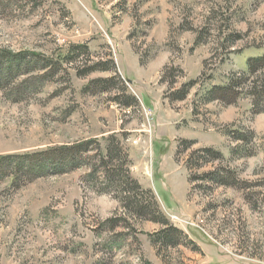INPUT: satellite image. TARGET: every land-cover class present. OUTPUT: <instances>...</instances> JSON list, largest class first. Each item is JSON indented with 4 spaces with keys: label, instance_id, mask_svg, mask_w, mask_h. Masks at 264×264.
I'll list each match as a JSON object with an SVG mask.
<instances>
[{
    "label": "rangeland",
    "instance_id": "obj_1",
    "mask_svg": "<svg viewBox=\"0 0 264 264\" xmlns=\"http://www.w3.org/2000/svg\"><path fill=\"white\" fill-rule=\"evenodd\" d=\"M0 158V264H264V0H0Z\"/></svg>",
    "mask_w": 264,
    "mask_h": 264
},
{
    "label": "trees",
    "instance_id": "obj_2",
    "mask_svg": "<svg viewBox=\"0 0 264 264\" xmlns=\"http://www.w3.org/2000/svg\"><path fill=\"white\" fill-rule=\"evenodd\" d=\"M260 62H262V61H258V62H256V64H254V67H256V65H257L258 63H260ZM250 66L253 67V64H251ZM230 90H232V86H230L229 89H224V90H222V92H230ZM4 159H5V158H0V161H3Z\"/></svg>",
    "mask_w": 264,
    "mask_h": 264
}]
</instances>
